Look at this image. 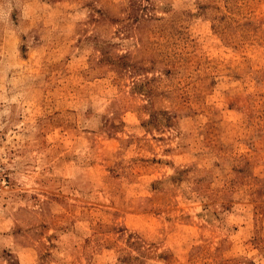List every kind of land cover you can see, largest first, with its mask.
<instances>
[{
	"label": "rangeland",
	"instance_id": "rangeland-1",
	"mask_svg": "<svg viewBox=\"0 0 264 264\" xmlns=\"http://www.w3.org/2000/svg\"><path fill=\"white\" fill-rule=\"evenodd\" d=\"M0 264H264V0H0Z\"/></svg>",
	"mask_w": 264,
	"mask_h": 264
}]
</instances>
